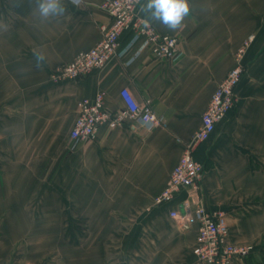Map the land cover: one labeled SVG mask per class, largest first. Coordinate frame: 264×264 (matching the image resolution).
<instances>
[{"label": "crops", "instance_id": "0c3cea01", "mask_svg": "<svg viewBox=\"0 0 264 264\" xmlns=\"http://www.w3.org/2000/svg\"><path fill=\"white\" fill-rule=\"evenodd\" d=\"M104 1L60 0L64 14L44 18L39 0H0V264H201L199 225L170 217L200 205L225 216L229 241L254 247L234 264H264V0H188L174 30L142 0L139 14L179 38L177 61L155 59L126 31L123 54L104 68L55 78L100 42L112 22ZM242 49L235 107L193 153L200 190L157 206ZM123 88L150 101L161 125L104 124L72 148L78 102L103 92L115 112Z\"/></svg>", "mask_w": 264, "mask_h": 264}, {"label": "built area", "instance_id": "2783aa9c", "mask_svg": "<svg viewBox=\"0 0 264 264\" xmlns=\"http://www.w3.org/2000/svg\"><path fill=\"white\" fill-rule=\"evenodd\" d=\"M78 4L81 0H71ZM142 0H105L101 4L112 19L110 25H102V38L91 50L79 53L67 65L56 69L54 76L60 80H78L93 71L104 68L111 60L123 54L120 52V38L126 31L134 34L135 40H141V49H148L158 60L177 61L180 57L178 37L158 33L153 24L139 14L138 5ZM248 43L245 44L247 46ZM244 50H240L235 67L219 83L209 105L202 115V126L192 143L172 171L164 190L155 198L157 206L172 202L184 189L193 193L200 190L204 176V166L193 156L195 148L207 141L214 133L216 125L233 110L236 104V88L241 82L245 68L242 64ZM105 93L100 92L95 98H84L77 104V118L70 132V144L75 148L78 143L93 139L99 128L108 124L114 129L128 119L140 123L148 129L161 125L160 119L153 112L151 102L140 104L132 92L123 88L121 98L123 109L110 112L105 107ZM170 217L181 221L183 227L199 225L198 244L193 253L201 264H234L243 260L254 250L252 245H238L229 241V227L222 213H213L203 206L196 207L187 214L178 210L170 211Z\"/></svg>", "mask_w": 264, "mask_h": 264}, {"label": "clouds", "instance_id": "9594fccd", "mask_svg": "<svg viewBox=\"0 0 264 264\" xmlns=\"http://www.w3.org/2000/svg\"><path fill=\"white\" fill-rule=\"evenodd\" d=\"M145 10L151 13L152 19L174 30L189 13V5L188 0H148ZM38 11L41 17L47 18L63 15L65 9L61 6L60 0H39ZM43 58L37 54V60Z\"/></svg>", "mask_w": 264, "mask_h": 264}]
</instances>
